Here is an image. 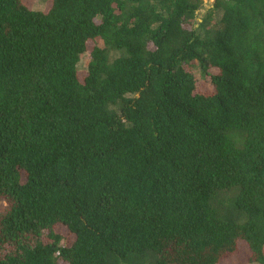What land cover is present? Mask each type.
<instances>
[{"label": "trees", "instance_id": "16d2710c", "mask_svg": "<svg viewBox=\"0 0 264 264\" xmlns=\"http://www.w3.org/2000/svg\"><path fill=\"white\" fill-rule=\"evenodd\" d=\"M202 6L0 0V264H264V0Z\"/></svg>", "mask_w": 264, "mask_h": 264}, {"label": "rangeland", "instance_id": "374dc122", "mask_svg": "<svg viewBox=\"0 0 264 264\" xmlns=\"http://www.w3.org/2000/svg\"><path fill=\"white\" fill-rule=\"evenodd\" d=\"M33 9L43 10L48 5L49 0H25ZM213 0H203V6L197 11L196 22H200L202 16L212 6ZM196 26V24H195ZM88 53L81 55L80 60L77 64L79 69H84L88 61ZM6 204L3 200H0V212L5 208ZM248 253L244 244H240L238 253L231 259L226 260L222 264H258L256 262H248L246 260Z\"/></svg>", "mask_w": 264, "mask_h": 264}]
</instances>
